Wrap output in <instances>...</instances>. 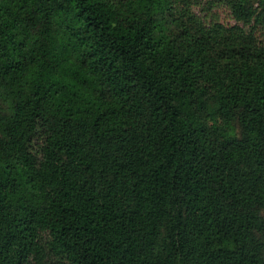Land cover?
<instances>
[{
    "label": "trees",
    "instance_id": "1",
    "mask_svg": "<svg viewBox=\"0 0 264 264\" xmlns=\"http://www.w3.org/2000/svg\"><path fill=\"white\" fill-rule=\"evenodd\" d=\"M228 7L0 0V264H264V0Z\"/></svg>",
    "mask_w": 264,
    "mask_h": 264
},
{
    "label": "rangeland",
    "instance_id": "2",
    "mask_svg": "<svg viewBox=\"0 0 264 264\" xmlns=\"http://www.w3.org/2000/svg\"><path fill=\"white\" fill-rule=\"evenodd\" d=\"M170 2L173 16L167 15L165 20L170 27H172V21L185 14L186 10L195 14L205 23H220L227 26L243 25L239 24L233 17L228 7V0H170ZM253 24L258 26L259 37L264 38V18L262 23H254L253 21Z\"/></svg>",
    "mask_w": 264,
    "mask_h": 264
}]
</instances>
